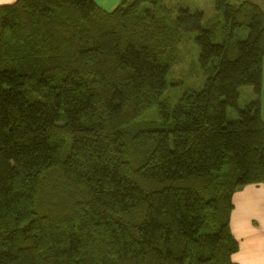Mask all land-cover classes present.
I'll return each instance as SVG.
<instances>
[{"label":"trees","instance_id":"trees-1","mask_svg":"<svg viewBox=\"0 0 264 264\" xmlns=\"http://www.w3.org/2000/svg\"><path fill=\"white\" fill-rule=\"evenodd\" d=\"M166 1L0 4V264H237L233 197L264 184V9L214 0L204 27ZM194 32L207 79L174 105Z\"/></svg>","mask_w":264,"mask_h":264},{"label":"rangeland","instance_id":"rangeland-1","mask_svg":"<svg viewBox=\"0 0 264 264\" xmlns=\"http://www.w3.org/2000/svg\"><path fill=\"white\" fill-rule=\"evenodd\" d=\"M121 1L122 0H115L107 7L110 11H113L119 6ZM252 2L264 8V0H252ZM12 3L6 2L5 4ZM114 3L117 4L114 5ZM181 8H188L191 13H204V27H207L209 20H212L213 18H221L218 11H216L214 0H167L159 8V11L165 17L169 18L170 16L173 21L176 19L178 11ZM239 34L240 39L244 40L248 37L249 30L247 28H243L240 30ZM197 36L198 33L196 32L184 35L178 49V60L168 74V88L164 94V100L167 99L174 105L185 92L189 90H201L205 86L207 77L205 76L204 70L199 61L201 50L195 42ZM258 99L259 96L255 93L253 87L244 86L240 88L239 108L244 109L247 105L257 101ZM260 101L263 114L262 116L264 118V86ZM154 117H158L157 109L150 110L144 115V118L148 119H154ZM228 117L230 120L237 119V110L229 108Z\"/></svg>","mask_w":264,"mask_h":264},{"label":"crops","instance_id":"crops-1","mask_svg":"<svg viewBox=\"0 0 264 264\" xmlns=\"http://www.w3.org/2000/svg\"><path fill=\"white\" fill-rule=\"evenodd\" d=\"M15 1L0 0V4ZM95 1L100 7L110 11L107 6L115 0ZM233 203L231 229L240 243L239 251L232 256L233 262L264 264V184L248 185L239 189L233 197Z\"/></svg>","mask_w":264,"mask_h":264}]
</instances>
